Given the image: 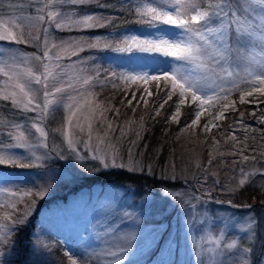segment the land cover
I'll return each instance as SVG.
<instances>
[{
	"label": "rangeland",
	"instance_id": "374dc122",
	"mask_svg": "<svg viewBox=\"0 0 264 264\" xmlns=\"http://www.w3.org/2000/svg\"><path fill=\"white\" fill-rule=\"evenodd\" d=\"M11 2L22 6L9 8V0H0V21L10 30L17 32V34L22 31L26 37L31 34L33 38L38 34L39 40L32 44L0 41V62L8 61L10 55L17 53L35 54L42 57L45 50L43 48L45 34L42 29L49 27V25L46 23L40 24L34 19H27V17L36 16L37 3L35 0H11ZM46 2L47 0H39V6L43 7ZM139 2L140 0H131V9L128 0H89V2L83 4L57 3L53 5L52 10L60 12L62 14L60 20L66 24H72V22L82 19L84 15L101 16L103 17L101 23H105L108 20L112 21L111 24H105L104 27L94 28L74 26L58 30L55 28V24L49 27L47 42L51 54L53 57L58 55L62 58L60 63L64 71L61 75L65 82L70 80L75 88L74 91H69L63 95V101L56 107L53 116L46 119L41 125L45 132L48 133L47 142L49 146L56 151L61 150L63 140L61 134L56 130L64 127L66 117L71 115L64 107L66 103H71L77 113L73 117L72 125L68 126V131L81 141L87 140L88 124L91 123L93 125L91 141L93 145L96 143L97 136L102 137L104 129H107V126L100 123V121H104L100 119L102 115L110 121L116 122L119 120L121 125L124 124V126L131 121V118L126 119L127 117H125L124 112H121L124 117L122 115L119 117L116 112H111L112 114H110L109 110L113 104H121L123 100L130 99L131 91L137 90V86L127 85L126 87L130 90H121L128 92V97H125V93H120L119 91V87L123 84L122 81H115L118 88L114 87V90L109 89V87H113L111 86V82L102 86L101 81H103L106 74L104 70L110 69V65L117 72L129 71L131 69L139 71L145 65L149 67H166L167 62L158 57H133L130 60V54L113 53L109 49L103 48L105 42H111L115 46L116 42L122 38V35L126 34L125 29L131 30V34H135V31L140 29L141 26L135 22L137 17L134 11ZM98 4L107 5V7H100ZM164 6L168 7L167 5ZM253 6L257 9L252 17H255V23L258 25L261 18H264V5L253 4ZM18 17H24L25 19H17ZM13 21H15V24H13ZM167 31L168 29L165 28L161 34L165 35ZM117 32L122 35H109L110 33L114 34ZM261 35H264V30L258 29L255 37L252 38V43L247 48L241 49L238 54H234L237 57L238 66L233 68L234 75L228 78V80L240 82V90H251L254 76L261 74L260 65L264 64V46L260 44ZM96 37L101 38V47H89L90 44L94 43V38ZM37 44L41 46L39 49L36 46ZM73 51H76L77 54L71 55ZM45 62L50 63L54 71H60L59 68H55V61ZM17 63L20 72L25 71L27 68L37 70L39 73H43L44 71L41 62L34 58L28 61L19 59ZM116 65H122V67H116ZM97 70L100 71L98 79ZM249 73L252 75H249ZM88 78H92V80L88 85H85L83 81ZM4 80L6 78L0 76V81ZM53 83L56 82L50 79V87ZM57 86H60L59 83H57ZM224 86L231 87V83H225ZM255 86L260 87L259 81H256ZM32 87L33 89H41L40 95H42L41 85L33 84ZM149 87L155 92L154 84L150 83ZM214 87L215 84L209 80L208 86L204 87L202 91L211 94V89ZM0 88H3V84H0ZM94 89L97 91L95 92ZM93 90L95 92L94 97H92ZM240 90H234L229 97L230 100L236 102V111L228 113V119L218 121L217 123L220 124V128H213L209 137L215 134L217 140H219L218 137L221 136L222 130L228 129V121L230 119L231 121L232 119H241L242 113V119L246 120L243 121L244 124L251 127L247 130L242 128L238 121H235L236 135L243 141L245 131H247L249 134L247 143L250 145L253 143L251 136L256 135V146L259 148V151L256 153L260 154V152H264V148H260L259 146L264 144V141L259 139V132L264 130L258 127H264V124L257 123V120L264 113V103L259 105L240 104ZM8 91H11V89H8ZM139 91H142V87H140ZM139 91L137 92V99H139ZM235 94H237V97L234 96ZM160 95L162 93L152 97L145 95V99L149 101L147 109L159 107V103L163 102V100H158ZM69 96H72L73 99L69 100ZM133 106H136L135 101L133 102ZM139 106L142 109L143 107L145 108L142 101L136 107ZM174 110V107L169 110L168 106L165 105V109L161 111L164 114L171 112L172 115ZM193 111L194 109L188 104L181 106L182 115L180 123H172L173 127L170 128V134L174 137L168 142L164 152L167 155L165 168L168 175L175 173V175L180 177L179 180H167L168 182L164 183L161 180L156 181L152 179V175L130 174L125 170H110L102 173V176L98 174V178H93L85 169L88 168L89 163L94 162L85 161L82 168L80 166L81 162L73 160L72 167L69 168L68 164L63 160L54 159L49 161L47 166L52 170L53 186L44 199L39 200L34 208L29 209L31 216L28 223L21 227L25 230L21 241L18 243L17 241L8 242L7 239L3 247H6V244L8 245L9 243H14V245H9L6 249L0 248V251L4 253L0 257V264H4L5 262L7 264H15L13 263V254L15 253H18L16 264H34L35 262L36 264H71L69 259L70 254L73 259L77 260V264H208L209 261L215 264L213 260L214 253L202 250L216 248V244L211 241L212 238L220 236L221 221L218 217L223 215H230L233 221L224 229L225 236L221 240L220 246L223 248L224 245L238 238L237 247L232 250V253L236 254L244 246L253 243L248 241L249 234L240 231V227L246 224L248 216L252 215L257 218L259 227L256 229V239L253 243L254 252L247 258L249 264H264V205H248L250 207H246L243 203H233L240 197L243 189L249 185H256L264 189V176L261 178L256 175L250 177L248 183L238 187L239 180L243 178L241 170L234 171L228 165L227 168L231 169V173L233 174L230 176L224 175L221 180H224L222 182L225 184L228 183L229 178H234V183L228 186L235 188V191H223L217 185L215 188L216 195L210 193L208 196H205V199L208 201L206 205L209 212L208 222L206 225L197 226L187 231L185 221L190 218L187 209L185 206L174 201L171 196H165L161 191L164 187L170 190H184L187 188L184 177L187 176L191 179L196 170L194 165L201 162L204 163L206 159L208 160L211 141L210 139H205L204 133L200 131L203 123L206 122L205 115H202L201 123L195 131L186 128V124L190 123V120L194 118V115L187 114ZM131 112L133 113V111ZM136 112H138V108L135 114ZM252 113H256V115L254 116ZM35 115L34 112H22L19 109L13 110L11 100L0 101V136H2L4 143H17L19 133L24 131L30 143L39 144L42 138L35 129L31 128V121L27 119L35 117ZM186 116L187 118H185ZM77 123L83 127V132L80 131V127H75ZM97 128L102 130V133ZM181 129H184V131L182 132ZM256 129H258L257 132ZM131 138H134V133L130 135L129 139ZM107 144L110 143L106 141V144L102 145V147H107ZM128 147L129 145L127 147L123 146V148L119 147L125 158H127ZM43 150L42 148H37L36 154H39ZM79 150L82 154L87 155V151L83 149L82 145L79 147ZM12 151L25 152L23 149H12ZM211 151L214 154L217 153V149L215 148H212ZM245 154L251 156L255 153L249 151ZM27 155L31 157L32 153L28 152ZM229 157L234 156L227 153L223 157L216 155L212 166L213 169L219 168L222 170L221 161L228 163L225 159ZM234 158H236L235 161L240 160L238 156ZM228 164L231 163L229 162ZM245 166H248V164L246 163ZM36 171V168H22L10 164L0 165V177H4L9 181L4 187L0 188V223H5L7 229L10 231H13L17 225H7L6 222L8 220H4L3 217L10 214L11 219H15L17 214L21 213L19 212L21 203L16 204L15 210L9 208L8 204L16 203V199L19 198L23 190L31 186L28 183V178ZM244 171L248 173L257 172L256 169H250V167H245ZM117 175L119 177L124 175L126 180L119 182L111 179ZM210 180L214 179L210 178ZM179 181L181 183L178 184L177 182ZM129 185L132 187L129 188ZM76 191L77 193L73 194H75L74 197H78L74 200L66 203L69 200L67 198L59 203L61 206L48 207L51 203L56 202L57 199L59 201L66 194ZM13 193L16 194L15 198L12 195ZM117 193L120 194L119 198L110 201L111 211H106V208L101 206L104 203L103 198L116 195ZM145 196H150V199H144ZM222 198L228 201H235L232 204L227 203V201L222 204L215 203V200H221ZM184 199H187V197ZM94 205L95 210H93ZM21 208L23 213L25 206ZM124 211L135 212L139 217V224L133 226L132 222L127 219L121 221L120 218L123 216ZM89 222H91L92 226L86 233L83 231V227L89 224ZM10 227H13V229H9ZM57 229L58 231L56 232L55 230ZM51 230H53L52 236L59 240L57 245L54 246V251L49 254L47 251H43L42 248L44 247V242L45 244L48 243L49 238L44 235V232ZM60 230L62 231V236L64 235L63 237L60 236ZM132 232L135 233V239L131 241L127 252L118 253L115 256L105 255L109 249L117 251L115 247H111L112 242L126 245V240L122 239V237H126L127 234ZM33 233L36 234L33 237V241L36 242L28 248L24 240H26V237H32ZM38 239L43 242V245H40L37 241ZM170 240L174 242L171 249L168 248ZM97 244H99L98 247L96 246ZM86 246L90 247L86 248ZM56 251L57 253L55 254ZM225 251L227 250L225 249ZM81 252H87L88 257L82 259L80 256ZM61 257L63 261L57 262V258L60 259ZM218 259L223 260L224 257L221 256Z\"/></svg>",
	"mask_w": 264,
	"mask_h": 264
},
{
	"label": "snow or ice",
	"instance_id": "6c2138e0",
	"mask_svg": "<svg viewBox=\"0 0 264 264\" xmlns=\"http://www.w3.org/2000/svg\"><path fill=\"white\" fill-rule=\"evenodd\" d=\"M37 3L36 16L27 17L29 20H35L40 24H48L49 27L55 24V28L63 30L65 28L82 26L84 28L104 27L105 24H111L112 21L108 20L105 23H101L103 17L84 15L82 19L72 22V24H66L61 22V13L53 11V5L57 3L62 4H83L89 2V0H47L43 7L39 6V0H35ZM129 7L131 9V0H128ZM253 4L264 5V0H140L135 7L136 23L141 27L135 31V34H131V30L125 29L126 34L110 33L109 35L121 36L122 38L116 42L115 46L111 42H105L103 44L104 49H109L113 53H126L130 54L129 59L133 57L143 58L153 57L160 58L171 64V67H149L145 65L140 68L139 71L131 69L129 71L117 72L112 69L104 70L105 76L101 81L102 86L111 82L113 87H117L115 81H122L124 85H136L137 90L131 91V98L127 99V105L132 106V111H136L141 101L143 102L147 111L154 113L151 115V119L154 121L156 117L163 116L161 110L165 109V105L168 109L175 110L171 116H164L166 123H180L181 120V106L188 104L194 109L193 112L187 115H194V118L190 120V123L186 124V128L195 131L197 126L201 123L202 115H205L206 122L203 123V127L200 129L205 135V139H210L208 160L207 164H197L196 170L190 179L185 176L184 181L187 184V188L184 190H170L167 187L161 189L165 196H171L174 201L185 206L188 211L189 219L185 221L186 231L197 226L206 225L209 219V212L206 208L208 196L217 185L221 190L227 192H234L235 188H231L228 185L234 183V178H229L228 183L221 184L219 179L210 180V177H216L219 175V168L213 170V164L216 159V155L220 157L228 155L240 157L239 161H232V168L235 169L239 165L245 164V162H254L257 160L256 155H247L245 153L251 151L256 153L259 148L256 146L257 136L252 135V144H248L249 134L245 131L244 140H240L236 135L235 121L230 123L228 129H225L224 135L225 144L230 143V148L225 151H220L222 147L217 140L215 134L209 137L213 128H220V124L217 123L221 120L228 119V113L236 111V102L230 100L234 90H240L239 83L236 80L229 81L228 78L233 77V68L237 65V57L234 54H238L241 49L247 48L252 43V38L255 37L258 29L264 30V18H261L260 23H255V17L251 16L254 11ZM167 5L168 7H165ZM22 5L13 4L9 0V8H17ZM100 7H107V5H99ZM174 9V11L169 10ZM17 19H25L24 17H18ZM15 24V21H13ZM49 27H44L42 30L45 34V42L43 48V56L27 53H17L10 55L8 61L0 62V76L6 78L4 81H0L3 84V88H0V101L11 100L12 109H19L22 112H34L35 117L27 118L31 121V128L35 129L42 138L39 144L30 143L25 136L24 131L19 133V140L17 143L5 144L2 136H0V165L10 164L13 166H19L22 168H36L37 171L28 178L30 187L25 188L16 199V203L8 204V207L15 210L17 203H23L25 205L24 212L20 214V218L13 223H18L20 226H24L28 223L31 216L29 209L34 208L39 200L44 199L48 192L52 188V170L47 166L48 162L54 159L63 160L68 164V167H72V161L81 162L80 166L84 167L85 161L89 163L88 168L85 171L93 178H98V174L108 172L110 170H125L130 174L141 175H155V165L151 162L145 168L142 160L139 157L144 156V152H138L140 142L143 140V133L148 129L144 126L145 117H140V128L134 132V138L129 139V132L120 127V137L116 138L115 144H107V147H102L106 144V139L97 136L96 143L93 145L92 141V127L91 123L88 124V139L81 141L75 135L68 131V126L72 125L73 117L77 115L71 103L64 104L67 112L71 115L66 117L65 126L57 129L56 131L63 137L61 150L56 151L51 148L47 142L48 133L45 132L41 126L43 122L49 117L53 116L56 107L63 101V95L69 91H74V85L69 80L64 81L61 73L64 69L60 63L61 57H53L49 49L47 42ZM168 29L165 35L161 33ZM0 41H14L17 44H32L39 40L37 34L34 38L29 34L27 37L21 31L17 32L10 30L4 26L0 21ZM260 44L264 46V35L260 37ZM39 49L41 46L36 45ZM55 47V45H53ZM91 48L101 47V38H94V43L90 44ZM83 50V49H79ZM76 51H73L71 55H76ZM34 58L41 62L43 65V73H39L37 70L27 68L25 71L20 72L17 61L23 59L28 61ZM170 58V60H169ZM95 59V58H92ZM55 61V68H59L60 71L56 72L52 69L50 63ZM116 67H122V65H116ZM261 74L254 76L252 80L251 90H240L239 103L246 104L249 101L246 97H253L254 93L258 94V97L264 98V64L260 65ZM249 75H252L249 73ZM100 76V71L97 70V79ZM53 80L50 87L49 80ZM92 78L85 79L83 83L88 85ZM211 80L215 87L211 89V94L203 92L202 89L208 86V81ZM217 80L219 81L217 83ZM256 81H259L260 87H256ZM59 83L60 86H57ZM155 85V92L150 89L149 84ZM225 83H231V87H225ZM33 84L41 85L42 95H40L41 89H33ZM142 87V91H139ZM11 89V91H8ZM139 91V99H137V92ZM162 93L158 97V100H163L159 103V107H153L147 109L149 101L145 99V95L152 97ZM129 93L125 92V97H128ZM166 97V98H165ZM175 98V99H174ZM69 100L73 97L69 96ZM256 97H253L252 102H256ZM135 105L133 106V102ZM264 103V100L260 101ZM122 103H124L122 101ZM206 109L208 110L206 112ZM117 115H119V109H115ZM256 115V113H252ZM243 114L241 113V120L238 121L242 128L247 129V125L243 122ZM187 118V116L185 117ZM101 120L106 119L103 115ZM159 122V121H156ZM257 123L264 124V113H262L257 120ZM75 127H80V131L84 129L78 123ZM109 131L105 133L106 138H110L111 133L116 130L113 122H108ZM183 132L184 129H181ZM167 132V130H166ZM259 139L264 141V131L259 132ZM125 140L128 142L127 158L122 154L121 149L117 146L123 143ZM82 145L83 149L87 151V155L82 154L79 147ZM66 146V147H65ZM145 149L147 145L144 146ZM264 148V144L259 146ZM37 148L44 149L36 154ZM217 149V153L214 154L211 149ZM12 149H23L24 153L12 151ZM31 152L32 156H28L27 153ZM260 156H264V152H260ZM27 160V162H25ZM223 166V161H221ZM256 173H248L241 167V178L239 180V186H244L250 181V177L255 176ZM264 175V172L260 173ZM160 178L162 180H179L180 177L173 173L168 175L166 168L161 169ZM9 181L0 177V188L4 187ZM129 188L132 186L129 185ZM191 190V191H189ZM16 197V194H12ZM119 193L113 196H106L103 198L104 203L101 205L106 208V211H111L109 202L117 200ZM187 197V199H184ZM27 198V199H25ZM144 199H150V196H145ZM99 203V201H98ZM215 203L222 204L225 201L217 199ZM227 203L232 204L229 200ZM246 207H250L245 205ZM95 210V205L93 206ZM4 220H10L11 215H5ZM121 221L127 219L132 222L133 226L139 224V217L135 212L124 211ZM221 221L220 236L212 238L211 242L216 244V248H209L202 251L214 253L213 260L215 264H249L248 256L254 252L253 243L256 239V229L259 227L258 220L255 216H248L247 222L240 227V231L247 232L249 243L240 249L239 253H232V250L237 247L238 238L232 240L221 248L220 242L225 236L224 229L229 223L233 221L230 215H223L218 217ZM91 222L83 227L84 232H88L91 228ZM119 231V229H117ZM11 233L8 231L7 226L4 223H0V244L7 242L8 236ZM107 235V234H106ZM126 240V245L117 244L112 242L111 247H115L117 251H111L110 249L105 253L108 256H115L118 253H124L129 250L131 241L135 239V233H129L126 237H122ZM173 241H169L168 248L173 247ZM97 247L99 244L96 245ZM90 247V246H86ZM225 249L227 251H225ZM4 253L0 251V257ZM199 255V253H198ZM82 259L88 257L87 252H81ZM224 257L223 260L218 257ZM71 264H77V260L69 255ZM208 264H212L209 261Z\"/></svg>",
	"mask_w": 264,
	"mask_h": 264
},
{
	"label": "trees",
	"instance_id": "16d2710c",
	"mask_svg": "<svg viewBox=\"0 0 264 264\" xmlns=\"http://www.w3.org/2000/svg\"><path fill=\"white\" fill-rule=\"evenodd\" d=\"M111 86H113L112 83H111ZM126 86L127 85L122 84L119 87L120 93H125L126 91L130 90ZM96 89L98 90V88H96ZM109 89L114 90V87H109ZM122 89L126 90V91H121ZM94 90L92 91V97H94L93 95H95V92L97 91V90H95V92H94ZM234 96L237 97V94H235ZM123 102L124 103H121V104H117V103H115L116 105L113 104V106L110 108L109 112H110V114H112L113 112H115V109L118 108L119 109V117H120V115H122L124 117V115L121 113V112H124L125 117H127L126 119L131 118L130 119L131 121L129 120L130 122L128 121L129 123L126 126H124V124L121 125L119 120L116 122L111 121V122H113L116 130L111 133L110 138L105 137V133H107L109 131L108 122L110 120L104 119V121H100L101 124L103 123V125L107 126V129L106 130L104 129V131H103L104 135H102V137L105 138L106 141L110 144L116 143V138L120 137V130L119 129L121 126H123L126 131L129 130L128 132H129V137H130V135L133 134L136 130H139L140 123H141L140 117L144 116L145 117L144 126L148 129V131L143 133V140L140 142L138 152H144L145 154L143 157L138 156V158H140L142 160V163L144 164L145 168H147V165L149 164V162H151L155 165V175H152L153 176L152 179L159 180V179H161L160 178L161 169L166 167V156L167 155L164 154L165 148L167 147L168 142H170L172 140V138L174 137L172 134H170V128L173 127L172 123L168 124V123H166V121L164 119V116H171V112H168L166 114L163 113V116L156 117V120L154 121L153 119H151V115H154V113H151V115H150L149 111H147L146 108L143 107V109H142L140 106L136 107V109L138 108V112H136V114H135V112H133V113L131 112L132 108H131V106L127 105V100L126 101L123 100ZM131 115H132V117H131ZM235 118H237V117H235ZM126 119H123V120H126ZM239 120H241V119L240 118H237L234 120L232 119V121H239ZM156 121H159V122H156ZM229 121H228V123L230 124L232 121H231V119ZM243 121H246V120H243ZM247 126H248L247 130H248V128L251 126L250 125H247ZM258 128L259 129L262 128L264 130V127H258ZM225 129L222 130L221 136L218 137V139H219L218 141H219L220 145L222 146L221 151H225L226 149L230 148V143L225 144L224 135H222V134H226ZM166 130H167V132H166ZM239 130L241 131V129H239ZM257 131H258V129H256V132ZM99 132L102 133V130H99ZM252 133H254V132H252ZM145 145H147L146 149L144 147ZM118 146L122 147V148H123V146L127 147L128 146L127 140H125L123 143L118 144ZM254 155H256L258 157L256 161L245 162V164H243L244 166L239 165L235 169L232 168V164H228V163L229 162L231 163L232 160L234 161L236 158L229 157L230 160H229V158H226L225 161H228V163H223V168H222V170H219V175L216 177H210V178L219 179L221 181V184H223L222 181H224V180H221V178H223L224 175L230 176L233 174V173H231V169L227 168L228 165L234 171H238V169L241 170V167H243V168H245V167L249 168L250 167V169L253 168L254 170L255 169L256 170L264 169V156H260L259 153H255ZM206 162H207V159L204 161V163L201 162L200 164H205ZM246 163L248 164L249 167L245 166ZM194 166L196 168L197 165L195 164ZM213 170L215 171V169H213ZM105 175L109 176L107 174H105ZM101 176H102V173H101ZM110 176H111V174H110ZM113 177L115 179L114 178H111V179L117 180L119 182H121L122 180H126L124 178V175H121V177H119L118 175L113 176ZM166 181L167 180H163L164 183H167ZM211 193L216 195L215 189ZM217 195H219V194H217ZM221 200L228 201L225 198H222ZM233 201H235V200H232V202ZM233 203H235V204L243 203V205H257V206L258 205H264V189L257 187L256 185H249L245 189H243L242 193L240 194V197H238L236 202H233ZM24 206H25L24 204H22V203L20 204L19 212L22 213L21 207L24 208ZM21 213H18L15 219H10V220H8L9 222L8 221L6 222L7 225H11V226L17 225L13 231L8 230L11 233V235L9 236L10 238L9 237L7 238L8 242L17 241V243H18L22 239V236L24 233V228H21L22 226H20L18 223H15V224L13 223V221H17L19 219L18 216H20ZM9 229H13V227H10ZM32 240H33L32 237H29L28 240H26L27 247H28V245L33 243ZM9 245L13 246L14 243H12V244L9 243L8 245L6 244V247H3V244H0V248L6 249L7 246H9ZM13 257H14L13 263L16 264V262L18 260V253L13 254ZM57 259H58L57 262H59V263L61 261H63L62 257L60 259L59 258H57ZM1 264H3V263H1ZM4 264H7V263L5 262Z\"/></svg>",
	"mask_w": 264,
	"mask_h": 264
},
{
	"label": "bare ground",
	"instance_id": "6f19581e",
	"mask_svg": "<svg viewBox=\"0 0 264 264\" xmlns=\"http://www.w3.org/2000/svg\"><path fill=\"white\" fill-rule=\"evenodd\" d=\"M253 97H256V102H252L253 101ZM253 97H246V99L249 101V103L247 104H258V103H261L260 101L261 100H264V98H261V97H258V94L257 93H254L253 94Z\"/></svg>",
	"mask_w": 264,
	"mask_h": 264
},
{
	"label": "water",
	"instance_id": "95a60500",
	"mask_svg": "<svg viewBox=\"0 0 264 264\" xmlns=\"http://www.w3.org/2000/svg\"><path fill=\"white\" fill-rule=\"evenodd\" d=\"M262 172H264V171H261V172H259L258 174L260 175V173H262Z\"/></svg>",
	"mask_w": 264,
	"mask_h": 264
}]
</instances>
